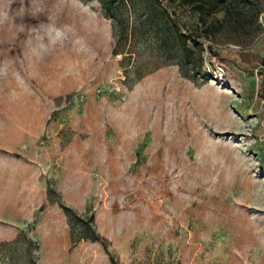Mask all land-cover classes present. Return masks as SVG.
I'll return each mask as SVG.
<instances>
[{
	"label": "rangeland",
	"instance_id": "374dc122",
	"mask_svg": "<svg viewBox=\"0 0 264 264\" xmlns=\"http://www.w3.org/2000/svg\"><path fill=\"white\" fill-rule=\"evenodd\" d=\"M118 13L0 0V264H264V0Z\"/></svg>",
	"mask_w": 264,
	"mask_h": 264
},
{
	"label": "trees",
	"instance_id": "16d2710c",
	"mask_svg": "<svg viewBox=\"0 0 264 264\" xmlns=\"http://www.w3.org/2000/svg\"><path fill=\"white\" fill-rule=\"evenodd\" d=\"M103 4V7L107 14H111L112 16L116 17L117 21L122 20L121 16L118 13V10H121V6L123 3L129 2V0H100ZM228 0H217L219 3H225ZM200 8L204 9V5H199ZM27 24L32 25L37 22H41L43 19H45V15L41 14H32L28 13L25 15Z\"/></svg>",
	"mask_w": 264,
	"mask_h": 264
}]
</instances>
